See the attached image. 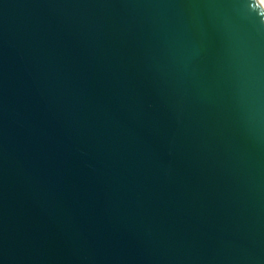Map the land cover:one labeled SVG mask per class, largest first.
Masks as SVG:
<instances>
[{"label":"water","instance_id":"1","mask_svg":"<svg viewBox=\"0 0 264 264\" xmlns=\"http://www.w3.org/2000/svg\"><path fill=\"white\" fill-rule=\"evenodd\" d=\"M0 264H264L258 0H0Z\"/></svg>","mask_w":264,"mask_h":264},{"label":"bare ground","instance_id":"2","mask_svg":"<svg viewBox=\"0 0 264 264\" xmlns=\"http://www.w3.org/2000/svg\"><path fill=\"white\" fill-rule=\"evenodd\" d=\"M258 2L262 6V8L264 9V0H258Z\"/></svg>","mask_w":264,"mask_h":264}]
</instances>
